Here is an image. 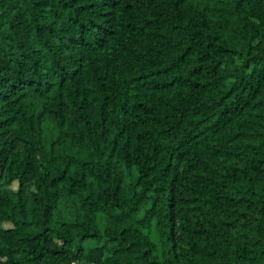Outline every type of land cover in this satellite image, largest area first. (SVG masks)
<instances>
[{
  "label": "trees",
  "instance_id": "trees-1",
  "mask_svg": "<svg viewBox=\"0 0 264 264\" xmlns=\"http://www.w3.org/2000/svg\"><path fill=\"white\" fill-rule=\"evenodd\" d=\"M264 264V0H0V264Z\"/></svg>",
  "mask_w": 264,
  "mask_h": 264
},
{
  "label": "rangeland",
  "instance_id": "rangeland-1",
  "mask_svg": "<svg viewBox=\"0 0 264 264\" xmlns=\"http://www.w3.org/2000/svg\"><path fill=\"white\" fill-rule=\"evenodd\" d=\"M76 264H79V263H76Z\"/></svg>",
  "mask_w": 264,
  "mask_h": 264
}]
</instances>
